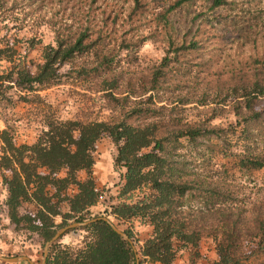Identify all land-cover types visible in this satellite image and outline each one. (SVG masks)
I'll use <instances>...</instances> for the list:
<instances>
[{
	"label": "rangeland",
	"instance_id": "rangeland-1",
	"mask_svg": "<svg viewBox=\"0 0 264 264\" xmlns=\"http://www.w3.org/2000/svg\"><path fill=\"white\" fill-rule=\"evenodd\" d=\"M176 1L0 0V46L5 51L0 75L22 69L35 74L48 47H57L58 34L74 42L90 28L96 40L91 52L61 68L54 84L33 90L3 85L0 133L8 130L21 146L35 144L50 122L157 123L158 135L169 141L167 147H178L173 157L178 167L205 184L206 191L215 189L230 197L223 207L240 210L249 219L264 198V168L255 169L248 160L244 162L249 166L241 163L243 156L264 153V97L255 105L263 115L246 132L234 108L241 104L238 94L245 86L264 84V0H224L214 8L210 0H196L170 9L169 17L160 20L159 14ZM135 108L143 112L133 114ZM188 127L202 129L205 135L196 142L179 139ZM212 129L219 133L211 134ZM2 146L0 139V157ZM116 154L109 137L98 143L93 176L102 196L92 215H102L118 203L125 169L115 167ZM7 198L0 171V256L28 257L33 264H42L47 243L24 225L19 229L11 223ZM186 200L183 210L194 224L207 227L219 220L217 208L206 205L198 192ZM32 207L25 203L20 211L24 214ZM128 223L119 229H131L142 247L150 226L139 219ZM249 225L243 221V227ZM69 231L62 243L80 245L84 232L78 226ZM208 231L199 242L196 264H218L217 245ZM251 245L244 244L247 255ZM190 253L178 252L175 264H191ZM246 264H264V255L253 256Z\"/></svg>",
	"mask_w": 264,
	"mask_h": 264
},
{
	"label": "trees",
	"instance_id": "trees-1",
	"mask_svg": "<svg viewBox=\"0 0 264 264\" xmlns=\"http://www.w3.org/2000/svg\"><path fill=\"white\" fill-rule=\"evenodd\" d=\"M195 1L177 0L169 10L159 14V19L165 20L171 10ZM210 1L213 8L224 4V0ZM93 36L95 33L90 28L79 33L74 42H66L64 36L58 34L57 47H48L44 63L35 74L22 69L0 75V93L7 83L30 90L37 85L54 84L61 68L76 56L91 52L96 43ZM4 52L0 46V58L5 57ZM155 76L157 84L158 74ZM238 96L241 100L237 101L241 104L234 111L242 116L238 124L241 126L244 122L246 132L249 124L263 115L255 110L257 100L264 97L263 82L255 81L245 86ZM142 112V109H133V114ZM158 130L157 123L50 122L48 130L35 144L21 146L14 143L8 130L0 133L3 145L0 171L8 191L5 206L11 223L19 229L24 225L25 230L38 235L45 244L59 229L72 226L68 224L87 223L80 227L84 232L81 244L62 243L63 237L70 232L68 229L50 247L47 264H142L144 261L175 264L178 252L185 249L191 252V264H196L199 242L206 230L217 245L218 264H246L253 256L264 255V198L249 219L244 218L240 210L233 212L224 208L229 205L230 197L215 189L208 192L205 184L186 175L173 159L178 147H167L169 141L160 137ZM209 132L219 133L216 129ZM204 135L202 129L188 127L180 132L179 139L196 142ZM105 137H109L116 147L115 167L125 169V173L118 203H113L102 215H92V209L102 196L93 176L95 153L98 143ZM242 159L243 166H249L244 162L248 160L255 169L264 168V153ZM83 173L85 179L80 178ZM195 191L206 205L217 208L219 220L207 227L194 224L183 210L187 197H193ZM25 203L33 209L27 208L22 214L20 210ZM65 205L68 207L66 212ZM58 218L61 223L56 222ZM104 219L118 229L128 225L130 220L139 219L153 228L152 235L138 248L131 229L123 231L129 237L127 240ZM245 220L250 221L247 228L243 227ZM245 243L254 245L249 255L244 249Z\"/></svg>",
	"mask_w": 264,
	"mask_h": 264
},
{
	"label": "water",
	"instance_id": "water-1",
	"mask_svg": "<svg viewBox=\"0 0 264 264\" xmlns=\"http://www.w3.org/2000/svg\"><path fill=\"white\" fill-rule=\"evenodd\" d=\"M105 221H107L111 226L112 228L118 233L120 234L123 238L125 239H129L128 235L126 233H124L123 231H121L120 229H118L112 222H110L109 220L107 219H104ZM87 224V223H86ZM86 224H75V225H72L70 226L69 228H63L61 229L60 231L57 232V234L55 235V237L47 243L46 245V248H45V255H44V260H43V263L42 264H47V258H48V255H49V252H50V247L56 243L58 241V239L68 230L70 229L71 227H75V226H78V227H81L83 225H86ZM0 261H3V262H8V263H21V262H29L30 264H33L32 261L30 260V258L28 257H18V258H12V259H8V258H4V257H1L0 256Z\"/></svg>",
	"mask_w": 264,
	"mask_h": 264
},
{
	"label": "crops",
	"instance_id": "crops-1",
	"mask_svg": "<svg viewBox=\"0 0 264 264\" xmlns=\"http://www.w3.org/2000/svg\"><path fill=\"white\" fill-rule=\"evenodd\" d=\"M139 225H141V224H139ZM152 230H153V229H152V227L150 226V231H149V232L151 233L150 236L152 235ZM150 236H149L148 238H150ZM148 238H147V239H148ZM143 240H146V238L143 237ZM143 264H153V263L150 262V261H144ZM154 264H160V263H154Z\"/></svg>",
	"mask_w": 264,
	"mask_h": 264
}]
</instances>
